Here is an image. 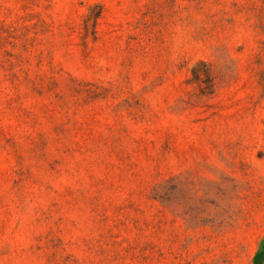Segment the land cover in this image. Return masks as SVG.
<instances>
[{"label": "rangeland", "instance_id": "1", "mask_svg": "<svg viewBox=\"0 0 264 264\" xmlns=\"http://www.w3.org/2000/svg\"><path fill=\"white\" fill-rule=\"evenodd\" d=\"M0 264H264V0H0Z\"/></svg>", "mask_w": 264, "mask_h": 264}]
</instances>
